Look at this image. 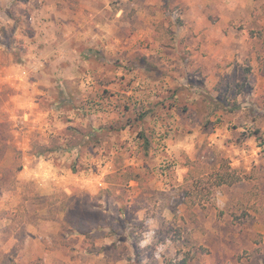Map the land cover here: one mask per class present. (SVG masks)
Masks as SVG:
<instances>
[{
	"label": "rangeland",
	"instance_id": "374dc122",
	"mask_svg": "<svg viewBox=\"0 0 264 264\" xmlns=\"http://www.w3.org/2000/svg\"><path fill=\"white\" fill-rule=\"evenodd\" d=\"M0 264H264V0H0Z\"/></svg>",
	"mask_w": 264,
	"mask_h": 264
},
{
	"label": "trees",
	"instance_id": "16d2710c",
	"mask_svg": "<svg viewBox=\"0 0 264 264\" xmlns=\"http://www.w3.org/2000/svg\"><path fill=\"white\" fill-rule=\"evenodd\" d=\"M146 112L141 113L137 120H143L146 117ZM95 131L91 132L93 134ZM148 140L144 138V148H148ZM195 162H191L194 165ZM214 169V168H213ZM204 172L199 168H190L187 176L181 185V192L184 200L190 205H203L204 203L211 202L214 198L215 188L223 185H233L239 181L231 171L221 172L220 170L211 172L204 175ZM135 177V176H132ZM131 180L130 178L128 181Z\"/></svg>",
	"mask_w": 264,
	"mask_h": 264
},
{
	"label": "clouds",
	"instance_id": "9594fccd",
	"mask_svg": "<svg viewBox=\"0 0 264 264\" xmlns=\"http://www.w3.org/2000/svg\"><path fill=\"white\" fill-rule=\"evenodd\" d=\"M143 243H144V244H147V243H148V241H147V240H145V241H143Z\"/></svg>",
	"mask_w": 264,
	"mask_h": 264
}]
</instances>
